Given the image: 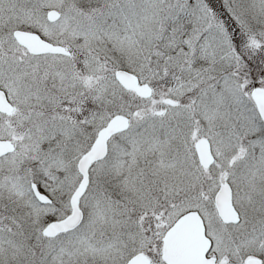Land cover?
Wrapping results in <instances>:
<instances>
[{
    "label": "snow or ice",
    "instance_id": "1",
    "mask_svg": "<svg viewBox=\"0 0 264 264\" xmlns=\"http://www.w3.org/2000/svg\"><path fill=\"white\" fill-rule=\"evenodd\" d=\"M0 264H264V0H0Z\"/></svg>",
    "mask_w": 264,
    "mask_h": 264
}]
</instances>
